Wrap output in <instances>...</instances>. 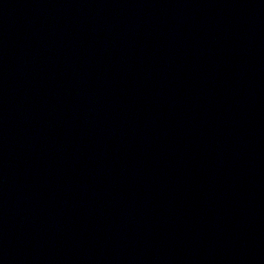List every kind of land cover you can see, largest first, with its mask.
<instances>
[{
	"label": "water",
	"instance_id": "1",
	"mask_svg": "<svg viewBox=\"0 0 264 264\" xmlns=\"http://www.w3.org/2000/svg\"><path fill=\"white\" fill-rule=\"evenodd\" d=\"M0 264H264V0H0Z\"/></svg>",
	"mask_w": 264,
	"mask_h": 264
}]
</instances>
